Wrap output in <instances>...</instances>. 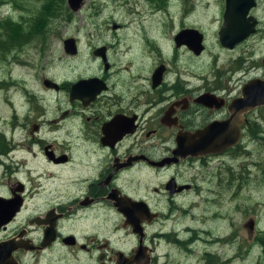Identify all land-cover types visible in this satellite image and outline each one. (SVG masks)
<instances>
[{"label": "flooded vegetation", "instance_id": "flooded-vegetation-1", "mask_svg": "<svg viewBox=\"0 0 264 264\" xmlns=\"http://www.w3.org/2000/svg\"><path fill=\"white\" fill-rule=\"evenodd\" d=\"M257 5L255 0L247 12L256 19L254 30L231 46L219 40L223 47L234 48L256 34L259 19L252 11ZM224 9L225 0L222 22ZM117 26L123 25L112 23ZM178 26L169 39L162 28L150 25L155 29L144 40L152 46L132 36L128 55L117 51L121 40L115 37L93 43L92 58L73 65L85 71L69 81L54 78L57 86L44 85L63 92L59 106L47 103L29 120L16 115L9 134L0 131L1 259L7 255L14 264H152L156 254L150 228L163 227L179 208L182 215L191 211L194 216L201 182H213L217 175V184L234 187L236 193L252 167L263 180L264 99L250 108L238 103L247 81L255 79L257 88L264 80V52L253 73L238 54L223 80L199 84L186 69L188 75L166 81L171 65L162 59L171 51L170 40L177 49L172 60L187 65L196 63L188 52L196 56L206 47L201 28L199 53L177 42L178 31L197 28L184 20ZM154 50L158 61L149 59ZM69 54L82 57L79 38ZM80 79L96 81L72 91ZM5 135L15 144H5ZM229 135L234 140L219 145L218 138ZM178 141L189 143L191 151L174 153ZM181 197L188 201L180 203ZM214 218L221 223L224 215L220 211ZM244 225L253 228L254 219ZM166 233L158 229L155 234L165 240Z\"/></svg>", "mask_w": 264, "mask_h": 264}, {"label": "rangeland", "instance_id": "rangeland-1", "mask_svg": "<svg viewBox=\"0 0 264 264\" xmlns=\"http://www.w3.org/2000/svg\"><path fill=\"white\" fill-rule=\"evenodd\" d=\"M55 1L1 0L0 131L6 135L11 124L17 123L16 115L17 120L24 121L27 117L29 120L47 103L59 106L63 92L47 90L43 79L69 81L79 76L85 67L73 65L77 60L92 58L90 46L97 41L109 43L115 41V37L121 40L117 51L122 54L125 50L128 55L132 36L142 37L145 45L144 39L151 35L150 29H155L150 25H154L162 28L170 39L184 20L185 25L205 30L206 47L196 56L188 52L195 58L196 65H187L172 60L177 49L170 40L171 51L164 53L162 59L171 65L166 81H172L178 74L188 75L187 69L193 72L192 81L199 84L203 79H225L228 66L235 64L238 54L248 71L253 73L264 52V0H257V8L252 11L259 19L256 34L231 49L220 44L217 33L222 22L223 0H167L168 6H164L165 0H84L78 10L70 9L65 0L70 15L67 10H59ZM193 6L194 10L190 11ZM113 22L123 26L113 28ZM159 35L161 38L162 34ZM68 36H73L75 41L79 38L80 59L65 51L64 38ZM20 43L23 44L21 50L13 49L14 44ZM152 44L149 42L144 47ZM180 51L185 53L183 49ZM155 52L149 56L152 61L158 58ZM128 63L126 60L121 65ZM116 64H120L118 60ZM99 66L100 61L97 68ZM6 135L5 144H15V140ZM261 176V171L252 167L249 179L236 193L234 187L227 189L221 186L222 183L217 184V175L213 176V182H201L203 188L197 197L198 205L192 210L194 216L191 217V211L187 216L182 215V208H179L166 219L163 227L155 224L150 228L149 242L155 247L156 254L152 264H164L167 258L170 259L167 264H264V178L258 180ZM187 201L186 197L179 199L180 203ZM220 211L224 219L218 223L214 215ZM251 219H254L253 228L244 225ZM158 229L167 231L165 240L155 234ZM176 237L186 242L178 241L177 245ZM208 237L213 239L212 242L205 240ZM187 247L193 251H186ZM187 252L189 257L183 258ZM205 253L209 254L210 260L205 259Z\"/></svg>", "mask_w": 264, "mask_h": 264}, {"label": "water", "instance_id": "water-1", "mask_svg": "<svg viewBox=\"0 0 264 264\" xmlns=\"http://www.w3.org/2000/svg\"><path fill=\"white\" fill-rule=\"evenodd\" d=\"M84 0H67L68 6L72 10H78L83 4ZM255 4V0H225V9L223 12V22L218 30L219 40L223 45L231 46L234 42L242 39L247 34L254 30L253 24L256 19L252 15H248L247 12L249 8ZM252 20V21H249ZM203 33L198 28H184L178 31L175 35V40L185 41L191 48L199 53L203 48ZM64 49L66 52L73 53L76 50V41L73 36H68L64 38ZM264 64V57L262 59ZM96 81L94 79H80L72 84V91H75L80 85L88 84L90 82ZM255 79H250L247 81L243 87V96L241 97L239 106L250 108L257 103L263 101L264 99V80L258 83L257 88H255ZM45 85L57 86V82L45 77L43 79ZM51 83V84H50ZM260 87V89H259ZM260 90V91H258ZM242 101V102H241ZM244 102V103H243ZM234 140L232 135L224 136L218 138L219 145H225L227 141ZM210 149V146H208ZM205 149V148H204ZM191 151L189 143H181L178 141L177 147L174 149V153H185ZM1 198V197H0ZM130 218H133L131 215ZM4 244H0V250H2ZM139 252L141 249L139 248ZM6 254V253H5ZM2 255V254H0ZM3 257V256H2ZM3 259V258H2ZM0 256V264L2 261L4 264H14L10 257L5 255L2 260Z\"/></svg>", "mask_w": 264, "mask_h": 264}, {"label": "trees", "instance_id": "trees-1", "mask_svg": "<svg viewBox=\"0 0 264 264\" xmlns=\"http://www.w3.org/2000/svg\"><path fill=\"white\" fill-rule=\"evenodd\" d=\"M57 2H58V7H59V10H67V15L69 14H71V11L69 10V8L67 7V6H65V0H56ZM55 1V2H56ZM166 1L167 0H165V4H166ZM0 3H1V0H0ZM54 3V2H53ZM37 29H40V28H37ZM39 31V30H38ZM40 31H42L41 29H40ZM41 33V32H40ZM39 33V34H40ZM47 33H48V30L47 29H45L44 30V35L45 36H47ZM39 34H37V35H39ZM8 35V34H7ZM7 39H9V38H7ZM2 41V40H1ZM0 41V42H1ZM23 43V42H22ZM22 43H20V44H14L13 46H16V47H14L13 49H17V50H21L23 47V44ZM11 47H9V49H10Z\"/></svg>", "mask_w": 264, "mask_h": 264}]
</instances>
